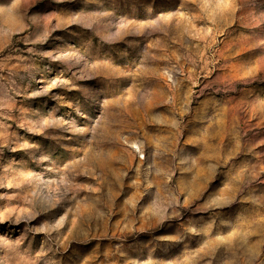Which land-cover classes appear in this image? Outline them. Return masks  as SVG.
<instances>
[{
	"label": "rangeland",
	"instance_id": "obj_1",
	"mask_svg": "<svg viewBox=\"0 0 264 264\" xmlns=\"http://www.w3.org/2000/svg\"><path fill=\"white\" fill-rule=\"evenodd\" d=\"M0 264H264V0H0Z\"/></svg>",
	"mask_w": 264,
	"mask_h": 264
}]
</instances>
